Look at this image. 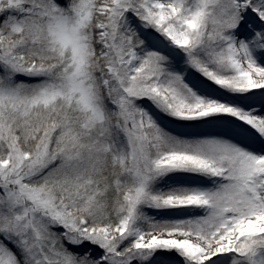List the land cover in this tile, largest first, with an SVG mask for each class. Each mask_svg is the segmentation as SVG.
Listing matches in <instances>:
<instances>
[{
  "label": "snow or ice",
  "instance_id": "6c2138e0",
  "mask_svg": "<svg viewBox=\"0 0 264 264\" xmlns=\"http://www.w3.org/2000/svg\"><path fill=\"white\" fill-rule=\"evenodd\" d=\"M0 264H264V0H0Z\"/></svg>",
  "mask_w": 264,
  "mask_h": 264
}]
</instances>
